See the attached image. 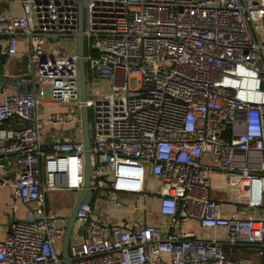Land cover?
Masks as SVG:
<instances>
[{"label":"built area","instance_id":"obj_1","mask_svg":"<svg viewBox=\"0 0 264 264\" xmlns=\"http://www.w3.org/2000/svg\"><path fill=\"white\" fill-rule=\"evenodd\" d=\"M18 2L19 13H0V33L13 34L3 46L8 56L18 52L16 34L26 38L24 74L34 86L0 96V124L16 117L15 128H0L2 152L15 151L19 166L0 186L28 207L0 239V264H264V0ZM79 2L84 101L76 42L48 53L44 41L52 38L29 35L76 33ZM45 96L65 109L38 118ZM83 104L91 177L63 257L67 218L47 211L46 193L83 188ZM65 121L73 122L72 137L46 149L43 126ZM254 153L260 158L250 165ZM215 172L232 198L212 195ZM122 192L134 196V212H156L167 228L132 218L108 223L95 196L121 208ZM239 204L261 206V215ZM191 220L201 237L187 229ZM226 244L257 246L261 262L229 256Z\"/></svg>","mask_w":264,"mask_h":264},{"label":"crops","instance_id":"obj_2","mask_svg":"<svg viewBox=\"0 0 264 264\" xmlns=\"http://www.w3.org/2000/svg\"><path fill=\"white\" fill-rule=\"evenodd\" d=\"M8 11H21V5L18 4L17 0H0V13L8 12ZM16 37L18 39L17 42V48L18 52L13 56H8L4 52V44L7 36H3L0 33V45L1 50L0 54H3L5 56V59L2 63L3 65V73L4 75L16 77L21 76L25 73V64H24V57H23V51L27 48V40L24 37L23 34H16ZM53 40H45L44 41V47L45 50L48 53H54L55 51L59 50L60 47L57 46V42ZM54 45V48H53ZM69 47V46H68ZM55 49V50H53ZM71 49V48H70ZM26 88L25 84L22 85H9L5 87L3 90L0 91V96L3 94V92L6 93H14L19 92L18 90H23ZM65 109V104H62L61 102L51 100L48 96H45L38 104L36 108V115L38 118H44L48 116L49 114L56 113L59 111H62ZM73 122L71 121H65L63 123H60L57 126H53L51 124H47L43 126L41 130V140L42 143L45 145L46 149L50 148L54 141L56 140H64L72 137V129H73ZM16 127V117H10L7 119L2 125L0 124V128H15ZM7 144V141L0 137V178L6 177L10 180H12L17 172L19 171V166L16 164L15 154H9L1 156V153L5 145ZM225 183L224 175L221 173H213L212 174V195L220 200H224L227 198H230L231 195L227 191V187L224 189L223 184ZM222 185V186H221ZM223 188V194L221 197L217 196V189ZM60 193L61 195H64L65 197H68L70 199V204H72V201L76 198L79 192H71L67 190H55V191H49L46 193L50 198L51 201H53L56 196ZM73 199V200H72ZM152 202H154L152 200ZM13 205L15 207V211L13 212L10 205ZM47 204V199H46ZM64 205V204H63ZM27 205L23 203L19 199H15L12 196V190L11 187L8 185H1L0 186V239L3 238L8 231L9 227L13 222H15L18 219H23L27 216L26 207ZM66 205H64L65 208ZM111 206V205H110ZM240 208L244 207L246 212H252L257 217L261 215L262 207L257 208L255 206H245L239 204ZM114 208V207H113ZM233 208V207H232ZM228 209L225 207L223 212L229 213L236 210V207L232 209ZM66 209V208H65ZM59 213V216L67 215L68 213L65 212ZM114 209H120L119 213L115 214H102L104 219L108 223H117L121 219L124 218H132L135 221L138 222H153L159 224L162 228L166 229V220L163 216L158 215L156 212H154L153 217L149 218L150 213L144 214L142 213L140 215L135 214V210H133L131 207L123 209L121 208H114ZM104 212V211H103ZM229 215V214H228ZM58 216V215H56ZM188 230H193L196 234V236L201 237L204 233L203 228L199 225V223L196 220H191L189 224L187 225ZM211 232V230L209 231ZM219 233H223V230H218ZM224 249L226 253L234 258H239L245 262H261V256L257 252V246L253 244H236V245H229L226 244L224 246Z\"/></svg>","mask_w":264,"mask_h":264},{"label":"water","instance_id":"obj_3","mask_svg":"<svg viewBox=\"0 0 264 264\" xmlns=\"http://www.w3.org/2000/svg\"><path fill=\"white\" fill-rule=\"evenodd\" d=\"M83 6L82 3L79 2L78 4V31L74 34L72 33H53V32H36V33H30V36L33 35H40L44 36L49 39H57L61 36H70V37H76V48H77V54H78V69H79V87H80V97L81 100H86V93H87V78H86V64L84 59V34L82 32L83 29ZM3 36H10L13 35L12 33H1ZM1 50V45H0ZM5 59V56L3 54H0V91L3 90L5 87L9 85H22L25 84L26 88L18 90L19 92H29L33 90L34 82L33 79H31V74H22L21 76L12 77L2 74L3 73V61ZM24 78V79H23ZM81 124H82V143L84 145V183L83 188L80 190L78 195L73 201V206L70 212L66 215L67 223L65 226V232L62 239V255L63 257H68V243L69 238L71 235V231L76 219V213L77 209L84 199L89 183H90V177H91V153H90V130H89V114H88V108L85 104L81 106ZM9 154H15V151H5L1 153V156L9 155ZM102 177V176H101ZM89 197L85 199V201H88ZM69 264V263H68Z\"/></svg>","mask_w":264,"mask_h":264},{"label":"rangeland","instance_id":"obj_4","mask_svg":"<svg viewBox=\"0 0 264 264\" xmlns=\"http://www.w3.org/2000/svg\"><path fill=\"white\" fill-rule=\"evenodd\" d=\"M18 2V0H17ZM19 4V2H18ZM54 41H56L57 46L60 47L61 50L63 51H67L68 50V46L72 47L73 43L76 42V37H70V36H61L57 39H55ZM129 84L131 87H136L138 85V78L136 76H131L129 78ZM89 121H91V115L89 112ZM260 158V155L258 153H254L252 154V156L250 157V161L249 164L250 165H257V161ZM223 184V182H222ZM222 186V185H221ZM224 189L226 188V184H223ZM223 188H219L217 189V196L221 197L223 194ZM234 196V194L232 193L229 197L232 198ZM133 195H130L128 193L122 192L121 193V198H122V202H123V209H127L129 208V205L131 202H133ZM47 204H46V208L47 211L52 213L53 215H59V213L64 212L63 210L65 209V212L68 213L70 212V210L72 209L73 206V201L72 204H70V199L68 197H65L64 195H61L60 193H58V195L56 196V198L51 201L50 198L47 195ZM95 200H97L98 202V208L97 210L100 212H102V214H115V213H119L120 209H114L112 206H110L109 204V200L106 199L105 197L100 198V196H95ZM149 203H151V200H149ZM65 208H64V205ZM249 206V205H248ZM257 208H261V206H255ZM104 211V212H103ZM149 211L150 208H149ZM141 211L137 210L135 212L136 215H140ZM154 212H151L149 215V218H154L153 217Z\"/></svg>","mask_w":264,"mask_h":264}]
</instances>
